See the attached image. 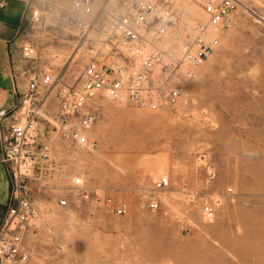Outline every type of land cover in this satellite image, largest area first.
<instances>
[{
    "label": "rangeland",
    "instance_id": "1",
    "mask_svg": "<svg viewBox=\"0 0 264 264\" xmlns=\"http://www.w3.org/2000/svg\"><path fill=\"white\" fill-rule=\"evenodd\" d=\"M239 1L176 104L87 101L97 150L58 135V87L41 91L50 162L27 179L38 211L29 264H264V0ZM30 5L41 20L26 21L38 46L29 67L79 83L84 48L68 1ZM163 175L170 184L158 189Z\"/></svg>",
    "mask_w": 264,
    "mask_h": 264
},
{
    "label": "built area",
    "instance_id": "2",
    "mask_svg": "<svg viewBox=\"0 0 264 264\" xmlns=\"http://www.w3.org/2000/svg\"><path fill=\"white\" fill-rule=\"evenodd\" d=\"M68 18L84 48L79 83L60 74L30 68L27 91L11 108L0 109V141L11 173V195L0 222V264H29L27 233L38 211L27 179L36 166L50 162L41 121L45 101L40 93L58 87L59 106L53 129L64 140L97 150L88 129L97 115L87 111L88 100L104 96L139 108L160 109L176 104L188 82L220 44L219 31L234 23L239 0H67ZM32 20H41L38 8ZM37 44L27 38L22 57L33 60ZM47 166V165H45ZM82 185V178L74 180ZM170 184L161 176L158 189ZM67 199L61 204L67 205ZM156 200L150 202L155 208ZM208 216L214 207L203 208ZM122 213L123 208H118Z\"/></svg>",
    "mask_w": 264,
    "mask_h": 264
},
{
    "label": "crops",
    "instance_id": "3",
    "mask_svg": "<svg viewBox=\"0 0 264 264\" xmlns=\"http://www.w3.org/2000/svg\"><path fill=\"white\" fill-rule=\"evenodd\" d=\"M30 0H0V109L11 108L28 87L29 61L22 57L27 38L26 21L31 16ZM12 179L0 141V222L11 195Z\"/></svg>",
    "mask_w": 264,
    "mask_h": 264
}]
</instances>
